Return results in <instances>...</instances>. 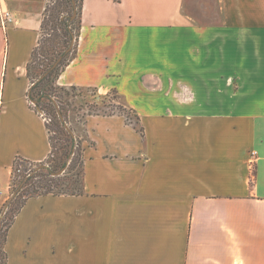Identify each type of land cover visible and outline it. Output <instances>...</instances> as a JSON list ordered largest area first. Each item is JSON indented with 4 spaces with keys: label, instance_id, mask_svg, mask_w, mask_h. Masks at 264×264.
<instances>
[{
    "label": "crops",
    "instance_id": "0c3cea01",
    "mask_svg": "<svg viewBox=\"0 0 264 264\" xmlns=\"http://www.w3.org/2000/svg\"><path fill=\"white\" fill-rule=\"evenodd\" d=\"M184 1L82 0L56 84L117 91L139 122L86 116L82 194L29 198L7 264H264V0H220V25ZM48 2L0 0V209L15 160L52 154L28 97Z\"/></svg>",
    "mask_w": 264,
    "mask_h": 264
},
{
    "label": "rangeland",
    "instance_id": "374dc122",
    "mask_svg": "<svg viewBox=\"0 0 264 264\" xmlns=\"http://www.w3.org/2000/svg\"><path fill=\"white\" fill-rule=\"evenodd\" d=\"M61 3H64V5ZM50 5L51 7L46 14L45 25L41 33L42 45L39 48V55L36 61L32 64L33 75L36 77L40 71L44 69L40 63L46 64L48 63L49 59H52L53 57H56L62 53L65 54V52L70 47L73 39L71 40V37L67 36V30L71 29L75 36L78 35L79 30V22L73 23L71 27L66 26V21L72 15V10L67 0H52ZM184 13L192 16V18L197 20L199 23H216V25H220L221 21L225 18V12H223V3H221L220 0H185ZM62 20H65V23H61ZM230 38L232 40H238V38ZM75 44L76 43H74V46ZM237 44L239 45V43ZM45 50L49 51V53L45 54ZM72 56L73 54L71 51L68 59L70 60ZM178 61L181 62L180 60ZM55 78L56 76H53L46 85H51L53 87L52 95L53 101L54 103L56 102V105L47 100H43L39 106L35 101H32V105L35 107V109H37V111L43 114L45 118H47L50 137L54 146L53 154H51V157L42 165L49 166L50 168H45L52 170L54 173L59 172L66 167L65 172L60 175V186H53L51 189L52 191L59 193L69 191V188H74L75 185L81 187L83 150L84 147L88 145L87 139L85 138V132L83 131L82 127L86 116L88 114L122 115V111L119 109L120 106H118L120 105L119 100L117 99L118 97L115 96L113 91L107 94H101L95 89L60 87L56 84ZM58 110L63 115L65 123L75 135L74 139L70 136L65 124L61 121ZM124 117L127 122L136 126L138 125L133 114L125 113ZM71 153H74L73 158L67 165L68 159L64 156V154L68 155ZM20 164H18V168L21 172H16L14 178L16 182L20 181V178L24 177L26 174L29 178L31 174H28V172H30L31 169H33L37 174H46V172L42 170L44 167L41 168L34 164ZM37 182L38 179H35L34 184L36 183V185H40ZM30 188H32V186H29L27 190ZM26 192L24 196L27 195ZM24 196H21L16 201L13 210L10 211L8 209L7 213L2 218L0 224V259L3 258L1 249H3L4 239L9 224L13 218L12 216L19 208L21 202H23V199H25ZM2 211L3 209H0V218Z\"/></svg>",
    "mask_w": 264,
    "mask_h": 264
},
{
    "label": "trees",
    "instance_id": "16d2710c",
    "mask_svg": "<svg viewBox=\"0 0 264 264\" xmlns=\"http://www.w3.org/2000/svg\"><path fill=\"white\" fill-rule=\"evenodd\" d=\"M51 1L52 0H49V2H48V7H47L46 12H45V18H44V21H43L42 30H43L44 25H45L46 14H47V12L49 11V9L51 7V5H50L51 4ZM116 1L119 2L120 0H116ZM67 2H68L69 6H70V8L72 10V15L66 21V26L71 27V25L73 23L79 22L78 35L75 36L74 33L70 29V30H67V32H68L67 36H70L71 37V40L74 39L77 42L78 36H79V31H80V28H81V20L80 19H81V12H82V0H67ZM74 2L76 3V6H74ZM61 4L64 5V3H61ZM75 11H76L77 16H76L75 19H72ZM61 23H65V20L64 21L62 20ZM41 39H40L39 45L37 46V48L33 52L32 59H31L29 65H28V77H29L31 83L33 84L32 87L29 90L28 97H29V99L31 101H35L38 106L41 105V103L43 102V100H47L49 102L54 103V101H53V95H52V93H53V91H52L53 90V87L51 85L48 86L46 84H47V82L53 76H56V78H55V81H56V79L58 78V76L60 75V73L66 68V66L70 63V61L76 55V49H77L76 48V44H75L74 48L72 49L73 56H72V58L70 60L68 59V57H69V54L71 53V51L68 52V53L66 51L65 54L62 53V54L57 55L56 57H53L52 59H49L48 60V63H46V64L40 63V65L44 69L41 70L40 73L38 74V76L36 77V76L33 75L32 64L38 58L39 48L42 45ZM44 53L45 54H48L49 51H46L45 50ZM60 58H61L60 63L55 68H53L54 67V64ZM68 60H69V62H68ZM113 92L115 93V96L118 97L117 99L119 100V104H120L118 106H120L119 109L122 111L121 114L123 116H125V113L133 114L135 116L136 120H137V123H138L139 122V117L136 115V113L132 109H128L125 106H123L121 104V101H120V98H119V95H118L117 91H113ZM111 115H113V114H111ZM48 129H49V127H48ZM70 136L72 137L71 134H70ZM72 138L74 139V137H72ZM51 144H52V154H53V152H54V146H53L52 140H51ZM71 154H68V155L67 154H64V156L67 159H69V157H70ZM67 162H68V160H67ZM20 163L21 164H34V163H31L30 161H27V160H25L23 158H20V157L15 160V163H14V166H13V173H12V194L19 189V187L24 183L25 180H26V182H25L24 186L22 187V189L18 192L17 196L12 200V202H11V204L9 206V210L10 211L13 210L14 204L16 203V201L21 196H24L25 195V192L29 188V186H32V188H30L29 190H27V192H26L27 195L24 196L25 199H23V202H21L19 208L14 212V215L12 216L13 218L11 220V223L9 224L7 233L9 231L10 227L12 226V224H13L16 216H17V214L20 212V210L23 208V206L26 204V202H27V200L29 198H33V197H37V196H42V195H48V194H54V195H80V194H82V192L84 190L83 189V175H84V172H83V164H82V176H81L82 182H81V187H78V186L75 185L74 188L73 187H70L69 188V191H64V192L56 193V192L52 191L51 189H52L53 186H56V187H59L60 186L59 185V183H60L59 180H60L61 176H53V173L54 172L52 170H48L47 169V168H50L49 166H45L47 168L44 167L42 169L43 171L46 172V174H43V173L37 174V173H34V170L33 169H31L30 172H28V174H31V176L29 178L27 177V174H26L24 177L20 178V181L16 182V180L14 178H15L16 172L20 171V169L18 168V164H20ZM42 164H34V165H37L38 167H41ZM44 175H46V176H44ZM35 179H38V182L37 183L40 184V185H36V183L34 184V180ZM7 233H6V236H5V239H4L3 249H1V253H2V257L3 258L0 259V264H7V253H6L5 249H4L5 242H6V239H7Z\"/></svg>",
    "mask_w": 264,
    "mask_h": 264
},
{
    "label": "water",
    "instance_id": "95a60500",
    "mask_svg": "<svg viewBox=\"0 0 264 264\" xmlns=\"http://www.w3.org/2000/svg\"><path fill=\"white\" fill-rule=\"evenodd\" d=\"M74 6H76V3H75V2H74ZM76 16H77V14H76V11H75V13H74L72 19H75ZM74 43H75V40L73 39V40H72V43H71V45H70V48L67 50V53L70 52V51H72V49H73V47H74ZM60 61H61V58L58 59V61L54 64V67H53V68H55V67L60 63ZM55 105H56V102H55ZM58 114H59V117H60L61 121L65 124V127H66L67 131L72 135V137H75V135L73 134V132L71 131V129H70V128L68 127V125L65 123L64 117H63V115L61 114V112H60L59 110H58ZM73 154H74V153H72V154L70 155V157H69V159H68V162H67V165L71 162V160H72V158H73ZM43 167H45V165H42V166H41V168H43ZM37 170H39V169H37ZM65 170H66V167L63 168L62 170H60L59 172L53 173V176H60V175H62V174L65 172ZM34 173H35V172H34ZM34 173H33V174H34ZM33 174H32V175H33ZM25 182H26V180H25L24 183L19 187V189H18L17 191H15V192L12 194V196L10 197V199H9V200L7 201V203L5 204V206H4V208H3V211H2L1 218H0V224H1L2 218H3V217L5 216V214L7 213V211H8V209H9V206H10L12 200L17 196L18 192L22 189V187L24 186Z\"/></svg>",
    "mask_w": 264,
    "mask_h": 264
},
{
    "label": "built area",
    "instance_id": "2783aa9c",
    "mask_svg": "<svg viewBox=\"0 0 264 264\" xmlns=\"http://www.w3.org/2000/svg\"><path fill=\"white\" fill-rule=\"evenodd\" d=\"M2 16V21H3V25H7L8 23L13 21V16L11 13L9 12H2L1 13ZM44 116V115H43ZM45 117V116H44ZM47 120V118H46ZM48 122V121H47ZM254 155H256V153H254Z\"/></svg>",
    "mask_w": 264,
    "mask_h": 264
}]
</instances>
